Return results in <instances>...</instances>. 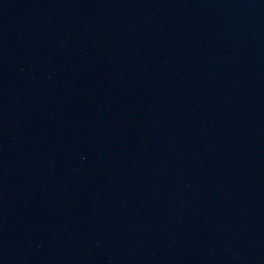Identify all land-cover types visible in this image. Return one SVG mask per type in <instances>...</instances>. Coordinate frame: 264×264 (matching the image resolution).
<instances>
[{
	"label": "water",
	"instance_id": "obj_1",
	"mask_svg": "<svg viewBox=\"0 0 264 264\" xmlns=\"http://www.w3.org/2000/svg\"><path fill=\"white\" fill-rule=\"evenodd\" d=\"M0 264H264V0H0Z\"/></svg>",
	"mask_w": 264,
	"mask_h": 264
}]
</instances>
